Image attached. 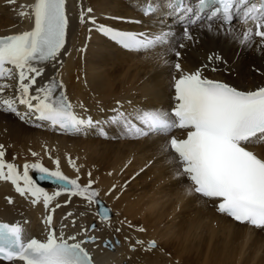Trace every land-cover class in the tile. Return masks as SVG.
<instances>
[{
    "label": "bare ground",
    "instance_id": "obj_1",
    "mask_svg": "<svg viewBox=\"0 0 264 264\" xmlns=\"http://www.w3.org/2000/svg\"><path fill=\"white\" fill-rule=\"evenodd\" d=\"M148 2L159 5L160 9L145 19L140 8ZM168 2L66 0L68 31L64 48L55 61L38 65L42 75L36 77L31 91L34 94L49 81H57L63 87H58L56 94L66 95L77 116L99 122L94 128L67 135L51 130L34 116L22 119L21 115L28 113V109L18 102V76L0 81L7 85L0 94V146H3L5 161L21 171L25 164H39L55 171L58 161L59 170L70 179H78L81 186L86 185L91 172L96 180L102 178L96 191L102 200L112 205L115 218L101 221L94 204L89 206L75 196L72 200L67 192L55 196L47 207L42 198L34 204L30 196H21L11 182L0 180V221L18 223L28 239L41 241L46 240L50 228L56 230L57 236L62 234L67 238L75 234L82 240L86 238L83 229L96 223V230L87 235L95 236L97 243L83 246L94 252L100 264H198L200 261L201 264H219L214 257L221 258V262L229 251L234 256L233 248L238 249L237 244L245 250L244 261L264 264V229L235 223L218 213L213 201L197 194L189 195L186 187L189 182L186 178H177L174 165L167 164L165 156L160 154L161 145L169 136L155 135L140 140L123 134L120 127L110 122L116 114L114 110L126 114L137 109L170 110L175 94L174 77L181 74L175 71V63L180 64L184 73L202 69L204 77L243 91L264 86V41L259 37H253L252 42L241 39L242 30L251 25L234 22L229 32L218 21L213 22L209 30L206 22L203 27L189 28L192 36L189 40L183 37L182 27L176 28L172 21L165 24L157 17L163 9H171ZM34 3L35 0H15V3L0 0V36L31 30L34 17L21 16L20 12H30ZM91 17L95 25L89 22ZM101 25L148 34L170 32L171 36L167 43L144 53L125 51L98 30ZM209 56L219 59L210 62ZM213 67L217 70L211 71ZM6 99L15 101L21 115L7 110L3 105ZM100 128L107 135L101 134ZM49 154H52L51 160L47 159ZM129 155L136 158L126 175H120ZM73 161H77L78 166L67 169ZM110 170L115 174H109ZM144 170L146 180L140 182L139 177L140 180L131 181L130 186H126L127 194L120 197L121 185L130 180L133 172ZM29 175L34 177L39 173L30 169ZM39 186L48 195H55L60 188L54 184ZM114 187L119 189L113 190ZM51 212L52 224L48 225L46 220ZM129 225L143 228L144 232L136 234ZM117 228L120 231H116ZM138 236L146 240L139 247L136 245L137 240L141 241ZM153 240L165 249L164 253L161 250L145 253V243ZM109 241L114 248L105 247ZM199 241L205 246L199 245ZM191 244L194 245L190 247ZM130 247L135 250L131 252ZM229 259L232 263L234 258ZM223 263L229 264L225 261L220 264ZM0 264L8 263L0 261Z\"/></svg>",
    "mask_w": 264,
    "mask_h": 264
},
{
    "label": "snow or ice",
    "instance_id": "obj_2",
    "mask_svg": "<svg viewBox=\"0 0 264 264\" xmlns=\"http://www.w3.org/2000/svg\"><path fill=\"white\" fill-rule=\"evenodd\" d=\"M10 2L15 3V0ZM65 2L35 0L30 12H20L21 16L32 15L34 26L21 34L0 37V80L11 79L14 71L18 72V102L26 106L28 113L21 115L11 99L3 101L7 110L21 115L22 119L34 116L53 128L58 126L65 132L78 134L96 127L99 122L74 113L66 95L56 94L62 84L52 80L37 88L34 94L31 91L36 77L42 75L38 65L55 61L64 48L68 27ZM167 6L174 12L192 13L183 33L186 39H192L189 28L193 26L203 27L207 22L211 30L213 22L218 21L231 32L233 22L239 20L243 25H251L242 30L244 42H252L253 37L264 41V0H198L197 6L188 5L186 0H169ZM208 9L212 11L208 13ZM156 11L153 4L143 8L145 15ZM81 19L83 22V13ZM90 22L96 24L94 19ZM98 30L124 49L136 52L161 46L171 36L170 32L131 33L103 25ZM213 59L219 57L209 56L210 62ZM174 69L181 74L174 77L175 104L171 110L137 109L129 114L114 110L116 114L111 117V124L132 138L168 137L177 128L185 130V138L171 136L164 141L160 154L165 156L167 164L174 165L177 178L183 177L189 182L188 194L213 201L218 212L235 221L264 228V86L242 91L204 77L202 69L184 73L179 63H175ZM216 70L211 68V71ZM5 87L7 85L0 84V94ZM100 132L107 135L103 128ZM4 157L3 146H0V180L11 182L21 196H30L34 204L42 198L47 207L55 196L67 192L88 205H97L96 215L101 221L111 219L110 209L98 199L99 193L93 189L91 180L87 186H81L78 179H70L59 170L58 161L55 171L39 164H25L21 171L15 164L7 163ZM30 169L40 174V180H52L60 185L55 195H48L37 184L29 175ZM52 219L49 215L46 223L51 225ZM90 230L95 231L96 225ZM83 232L86 238L81 240L75 234L67 238L62 234L57 236L56 230L50 228L45 241L25 240L20 224L0 223V259L22 264H94L83 245L96 244L97 238L87 235V228ZM136 243L143 245V241ZM105 247L114 248V245L109 241ZM148 247L154 249L155 242Z\"/></svg>",
    "mask_w": 264,
    "mask_h": 264
},
{
    "label": "rangeland",
    "instance_id": "obj_3",
    "mask_svg": "<svg viewBox=\"0 0 264 264\" xmlns=\"http://www.w3.org/2000/svg\"><path fill=\"white\" fill-rule=\"evenodd\" d=\"M87 12H88V11H87ZM84 50H85V49H83V52H84ZM235 78H236V77H235ZM140 140H142V139H140ZM138 141H139V140H138ZM135 142H137V141L135 140ZM51 155H52V154H49V156H48V158H47L48 160H51V159L53 158V157L51 158ZM36 156H37V154L34 155V158H36ZM137 157H139L138 154H137ZM135 158H136V156H134V158H133V155H131V157H130V155H129V161H130L131 164H129V163H128L129 161H128L127 164L123 166L124 168H123V167L121 168V170H120L121 172L119 171L120 175H121V174L126 175V171L129 170V167H130L129 165H132V163H133L132 160L134 161ZM36 159H37V158H36ZM69 159H70V158H69ZM41 161H42V160H41ZM73 165H75V167H77V166H78V162H77V161H73V162H72V166H69V164H68V165H67V169H69V168L73 169V168H74ZM79 166H80V165H79ZM71 169H69V170H71ZM134 170H136V168H134ZM90 173H91V172H90ZM108 173L111 174V175H112V174H115V172H114V171H111V170H110ZM144 173H145V170H144V171H136L135 173L133 172V174H132L133 176L130 177V180L128 179L127 182L123 183L124 185H123V184L121 185V186L123 187V190H121V191L119 192V193H120L119 196L121 197V196H123L124 194H127L126 186H127V185L130 186L131 181H136V180L138 181V180H140L139 177H141V181H140V182L143 181L142 179L146 180L147 175L145 176ZM141 174H142V175H141ZM135 175H136V176H135ZM143 175H144V176H143ZM87 176H88V177H87L88 180H91V181L95 184L94 187H93V189L95 188V191H96V190L98 189V188H97V187H98L97 184H98L99 180L101 181L102 178H98V180H96L95 178H93L92 173H91V176H89V174H88ZM67 177H68V176H67ZM33 178H34V177H33ZM34 179H35V178H34ZM94 179L96 180L97 183L94 182ZM88 180H87V183L89 182ZM120 181H121V179H120ZM80 182H81V181H80ZM147 182H150V180L148 179ZM87 183H86L85 186H87ZM96 186H97V187H96ZM116 189L118 190L119 188H116V187L113 188V190H116ZM125 191H126V193H124ZM97 192H98V191H97ZM109 193H110V192H109ZM109 196H110V195H108V197H109ZM70 197H72V200L74 199V196H70ZM104 201H105V200H104ZM71 202H72V201L67 202V203L70 204ZM105 202H106V201H105ZM110 202H111V201H110ZM106 203H107V202H106ZM111 203H112V202H111ZM89 206H91V205H89ZM111 206H112V205H111ZM112 209H113V208H112ZM115 210L119 213V210H118V209H115ZM118 213H117V214H118ZM115 215H116V214H115ZM114 218H115V216H114ZM74 223H75V222H74V220H73V224H74ZM142 229H143V228H142ZM143 232H144V229H143ZM141 233H142V231H141ZM198 243H200V241H199ZM237 243H238V242H237ZM211 244H213V243H211ZM136 245L139 247V244H136ZM193 245H194V244H191L190 247H192ZM199 245H203V246H205V245H204V242H201ZM236 246H237L238 249L241 250V251H240V250H238V249L235 248V249H236V251H235V249L233 248V250H234V256L236 257V259H235L234 256H231V255H233V254H230L231 251H229L230 253H227V254H229V255L226 254V255H227V258L223 257V258H225V259L222 258V261H221V262H220L221 258H218V257H216V256H215L216 258L214 257L213 260H215V261H216L217 263H219V264L222 263V262H224V261H225V263H229V264H230L232 259L230 260L229 258L232 257V258H234V259H233V261H232L231 264H236V263H237V264H243L244 262H245L244 264H253V261H252V260L244 261V260L246 259V257H245V255H246L245 250H244L241 246H239V244H237ZM185 247H187V246H184L183 248H185ZM239 247H240V248H239ZM229 248H230V246H229ZM204 249L206 250L207 247H206V248H203L202 251H204ZM231 249H232V247H231ZM159 251H160V250H159ZM163 251H165V250H163ZM163 251H161V252H163ZM208 252L211 253L210 250H208ZM241 252H242V253H241ZM163 253H164V252H163ZM236 253H237V255H236ZM239 254L242 255L241 258H240V256H239ZM168 255H169V253H168ZM192 255H194V254H192ZM243 255H244V258H245V259L243 258ZM230 256H231V257H230ZM237 256H238V258H237ZM219 259H220V260H219ZM226 259H228V261H227ZM239 259H240V262L238 263ZM241 259H242V260L244 259V260H243L244 262H243ZM191 260H193V258H192ZM237 260H238V261H237ZM229 261H230V262H229ZM235 261H236V262H235ZM196 263H197V262H195L194 264H196ZM201 263H202L201 261L198 262V264H201ZM223 264H224V263H223Z\"/></svg>",
    "mask_w": 264,
    "mask_h": 264
}]
</instances>
